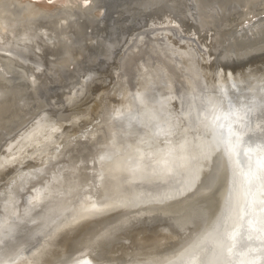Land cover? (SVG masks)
<instances>
[{
    "label": "bare ground",
    "instance_id": "bare-ground-1",
    "mask_svg": "<svg viewBox=\"0 0 264 264\" xmlns=\"http://www.w3.org/2000/svg\"><path fill=\"white\" fill-rule=\"evenodd\" d=\"M145 3V5H150L152 7L167 6V8H175L174 6H178V10L181 9L185 13V20H188L187 24L190 25V29L188 31L185 30L178 20L166 14L163 22L160 21L156 23L157 25L155 24L156 26L154 25L153 27L147 28L145 31H138L137 33L128 35V37H117L114 35L113 39H108L104 36L97 35V31L94 29L97 25L96 23L99 21L103 8L106 7V0H88L87 3H85L84 0H0V184L2 183L0 186V197L4 196L6 193L4 196L5 210L0 207V212H6L5 217L10 218L11 212H9V210L11 202L13 209L15 208V210H18V205L21 201L19 197L20 192H23L25 187L29 188L30 186L31 188L34 181L40 180H35L30 176L34 174H38L35 178H40V175L41 178H47V176H49V179L52 181L51 187L53 188L51 190L52 192H47V197H45L46 195L43 196L45 199L42 198L43 200H38V202H43L38 204L40 209L36 208L39 211L35 209L38 211L36 213V218L38 217L36 221L43 218L45 223L51 222V225L52 222L58 223L57 219L61 218L67 212L66 207H68V204L70 206L73 205L70 203L73 198L77 196L78 198L81 197V200L84 199L83 197L87 193V189L85 188L90 184V181L94 182L92 171L97 161L95 159L80 161L82 159V154H79L76 158H65V155L73 148L71 147L73 140L75 141V139L69 138L73 134H69L67 130L75 122L76 124L79 123L77 121L81 116L79 112H71L69 111L70 109L68 110L66 106L67 99L70 100V98L74 96L73 94L76 90H79L78 92L85 90L83 86L81 87L79 85L84 81L85 75L91 73V71H89L90 73L86 71L83 74L87 65L93 67L98 65L96 67L98 68L101 62L114 57V69L117 70L120 68V65H123L122 63H124V61L127 63L128 58L136 53L145 51L144 45L147 43L142 45L144 40H149V42H155L156 40L160 41L163 37L164 39L166 38V34H168L167 37H170L171 33L176 37L169 41L178 44L181 41L180 39H185L184 42L187 45L196 44L199 48L204 50V54L209 58L207 63L208 67L215 69L217 73H223L230 78H235V80L237 78L246 79V81L243 82L245 85L236 84V82L233 81L234 79H232V82L228 85L222 81L224 78L222 80L218 79L212 89V97L210 100L199 101L195 96H192L194 101L190 102L188 105H192L193 117L188 110L181 114V111L185 109L184 106H182L184 109L176 113V109H179V105H176V107H174V109L176 108L174 119L187 120L183 125L179 123L177 137H170L163 132L164 128L170 135V131L175 129L176 121L174 119L170 120L174 125H171L170 122L167 123V121L163 122L168 112H165V115L163 114L164 120L160 117L162 122L157 125V127L155 124H152L153 126L155 125L154 128H151L153 127L151 126L152 121L148 119V117L144 120L142 118V128L139 127L140 129H138L135 126V129L138 130L133 133L129 132V128V134L127 133V136L122 134L125 136L123 140L119 139L120 141L113 142L114 144L111 143L113 147H110L111 151L109 150L110 156L113 154H119L121 157L123 156V159L119 157L123 160L119 162L123 164L117 162L119 159L117 156L119 155H115V162H117V165L119 164L116 166L121 169L120 173L123 170L126 174L124 175H128L127 178L129 177V181L127 178L126 180L129 183L123 181L125 183L124 185L127 184L128 187L122 189L118 187L120 188V191L116 193L119 194L117 195L118 197L112 196L115 188L112 186V193H110L111 186L108 184L110 187H107L108 185L105 183L106 180L103 181L105 179L104 177L102 181L105 185L99 188L96 194V203H99V206L95 205L94 211H92L93 209L91 210L92 206L89 208L90 211L87 210L86 212L82 210V213L80 212V215L76 216L74 219L72 218L73 216H70L66 218L63 224L59 222L62 225L56 224L58 228H56L54 224L55 227L53 225H48L49 223L45 225L54 227L53 229L48 227L49 230L51 229L53 232L54 229H57L56 232H67L72 229L70 223L74 225V222L76 224L77 221L82 218L88 216L92 217L93 215L96 216L103 211L114 210L115 212L117 211L119 215L124 214L127 210L130 211V207H136L140 199L142 203L150 199H156L155 201L169 199L163 202L161 204L162 207L154 213H159L161 216L167 217L174 231L168 230V228H165V230L167 229L171 236L178 237V240L183 236V240L181 238L178 244H174L175 248L171 247L173 250L166 253H156L157 251L150 252L149 250L140 248L139 250L145 253L134 251L131 253L134 256L131 257L129 255L131 250L126 249V258L122 256L117 259L108 260L101 258L97 259L93 254L101 253L100 245L97 244L98 239L105 237L102 241L104 243L114 239V234L109 231L111 228L119 227L113 225V221L109 219L102 220L103 222L99 230L93 229L94 231L97 230L94 239L89 238L82 248H79L76 252H72V254L69 252L68 248L66 249L65 245L61 249L57 248L58 246L54 248L52 245L53 240L51 241L50 238L52 237L50 236V238L48 237L49 240L44 241L41 237L46 238L44 235L49 231L46 232V228L43 232L37 229L39 232L36 230L37 232L34 233L36 236L33 238L31 236L24 237L28 233L22 232V229H27L25 226L21 228V226L14 225L8 227L9 229L7 231L9 235L10 232L13 233V238L8 241L9 235H3L6 237H2L0 241V251L2 250L5 255H9L5 262L0 261V264H256V256L264 254V210H262L264 209V204L259 203V201L264 200V186L257 183V192L253 194L251 192V195H246L249 190L247 183L248 177L244 175L246 169L236 163L237 158L235 152L233 154L229 152L232 142L228 139V131L237 127L236 121L238 117L243 115L248 107L254 109L252 115L259 109V106L264 109V76L260 77L264 75V72L240 73L242 70L246 69L245 66V68L231 69L233 67L230 66L229 68V63L224 60L232 55L236 58L237 56L242 57L264 51V0H146ZM112 6L115 11L119 13L122 11V7L118 2L112 3ZM167 8L162 10V12L167 10ZM172 28H174L175 31H172ZM113 32V29H110V34ZM147 38H151V41ZM154 44L155 43H153V45ZM118 45L120 49L118 47L113 53L112 49ZM168 46L174 47L175 45L171 43V45L169 44ZM29 50L35 53L36 59H31L29 57ZM99 59L103 61L100 62ZM108 64H110V62ZM137 64L136 62V65ZM165 64H167V62ZM252 64H257V62L252 61ZM162 67L166 72L168 66L163 65ZM171 69L173 71V68ZM116 70L115 74L118 72V70ZM167 72L171 74L170 71ZM119 73L120 72H118L116 77L120 75ZM119 77H121V75ZM105 80H107V78ZM199 80L201 84L204 82L203 79ZM116 82L117 81H115V83ZM170 82L173 81L170 80ZM201 84L200 86H202ZM179 85H181V83ZM203 87H205V85ZM173 93L175 92L173 91ZM172 95L173 94H171V96ZM176 101L179 102L177 99ZM260 118L261 119L253 127L257 132L264 126V117ZM197 119H201L203 122L200 128L204 135L203 140L207 142V144L203 142L202 146L198 148L200 151H198L201 154L206 145H211L213 146L212 148L217 145V149L215 150L216 153L215 155H212V151L207 153L205 160L207 162L209 159V163L202 169L196 171V173L198 172L196 177L197 180L194 181L195 186L193 188H191L193 185L178 188L175 186L174 188V182L171 181L170 176L174 168H185L186 165H188V161L191 159V157L185 155L186 153L184 154V152H188L189 150L187 141L195 131L193 121H197ZM198 125L201 126V124ZM145 126L149 127V130L145 129L147 133L143 134L144 132L142 130ZM82 128L84 127L82 126ZM206 129H208V131ZM107 130L109 131V128H107ZM113 132H115V130ZM92 135L94 136V130H85V132L79 134V137L80 139L83 137V139L87 140L90 139ZM163 139L165 143H161ZM170 139L172 142L170 141L169 143L168 140ZM175 139L176 142L174 141ZM79 140L75 142L79 143ZM223 140L227 143L225 146L226 153L222 148L221 142ZM135 147L139 148V150L135 152V154L131 153L130 149L132 150ZM176 147L181 150L179 154L183 153L184 155L180 156L178 154L179 156L168 159L170 151ZM95 152L96 150H94V153L85 154L86 156L82 155V157L90 158L94 155L93 158H96ZM108 152L105 153L108 154ZM131 154H133L134 157L129 158ZM105 155L106 154H104V156ZM106 156L109 157V155ZM256 156L258 160H260L264 157V151L259 149L257 153L253 152L252 157ZM113 158H111V160ZM64 159L76 165L72 167L65 164L63 171H61V167L50 168L52 167L51 163L53 164L56 161H60V165H62L61 163ZM90 161L94 163L90 164ZM111 162L107 164L111 166ZM111 167H113V165ZM103 169L102 172L106 168ZM109 170L108 167L107 171ZM113 171L114 170L110 172L111 175ZM116 171L119 170L117 169ZM187 173L190 174V171ZM84 175L87 181L81 179L82 176L85 178ZM107 175L105 174V176ZM113 175L112 177H114ZM121 175H123V172L120 176ZM124 175L123 178H125ZM116 176L115 180L117 181L118 179ZM190 176L191 175H187V177H185L186 184H190ZM25 178H30V180L25 183L24 188H22L23 186H18L22 188V190H19L17 184L25 180ZM123 178H120V183ZM147 180L159 182L162 187L153 190H142L141 187L144 188V186H146V183L143 181ZM174 180H176L175 177ZM116 181H113L114 183L112 184H115ZM41 182L44 185H48V182L44 180ZM45 182L47 184H45ZM37 183L39 184L38 181ZM122 183L121 185H123ZM59 185L65 187L56 190L55 188ZM42 187L36 189L42 192ZM171 187H173V189H171ZM65 188H69V191ZM18 190L20 191L19 193ZM32 190L35 191L34 188ZM34 193L35 192H33V194ZM147 193L150 197L145 196ZM28 197L31 196L28 195ZM28 197L27 199H30ZM32 197L33 201L35 197ZM112 197H117V199H124V201H126L123 202L121 206H118L117 203L112 200ZM245 201L253 203L251 211L253 214H256L257 211V221L260 222L258 225L260 230L252 234L253 239H258L257 241L261 244L256 252L246 248L247 246L241 247L239 245L233 247L234 241L230 239V237L236 233L241 223L240 209ZM75 202L77 201H74V203ZM61 204L65 207L63 206L61 209L60 207L59 209L52 208L55 205L59 206ZM84 204L86 203L84 202ZM94 204L95 203H93V205ZM87 206L89 207V205ZM115 206L118 207L115 208ZM151 206H154V204L152 203L144 207L140 206L142 208L135 212H143L142 209H147ZM27 207L29 206L27 205ZM30 210L29 212H31ZM36 211H34L33 214ZM29 212H22V214L26 213L28 216L30 215ZM83 212L85 214H83ZM67 215L69 216L71 214ZM31 216H28L27 219H25V216L22 218L25 219V222H30L32 220L31 218H33ZM48 216L54 217L55 221H51V219L49 221V219L46 218ZM0 217L2 218L1 215ZM45 218L48 221L45 220ZM24 219L22 220L24 221ZM11 221L10 225L16 222L12 221L11 223ZM18 222L20 225L22 224L20 220ZM38 223H41V221ZM7 224L9 225V223ZM32 226L33 225H31V227ZM39 227L38 225V228ZM86 232L87 230L85 229L81 235L83 236L82 238H84ZM196 233H198L199 236L192 238ZM180 234L182 235L180 236ZM1 236L2 234H0V237ZM30 238H32V241ZM66 238L68 239L67 235ZM66 238L63 239V242L67 241ZM70 239L69 237L68 241L72 242L73 240ZM223 239L226 240L224 247L221 249L216 247L209 249L211 247L210 245L217 240H220L222 243ZM78 240L79 238L77 241ZM145 240L146 238L142 237L139 241ZM151 240H153L154 246L159 244V240ZM71 242L69 243L70 248L74 246V242ZM175 242H177V240ZM248 242H246V244ZM49 246L51 248L46 254L41 256L37 255L39 251L45 247L49 248ZM66 246H68V244ZM101 246H103V244H101ZM27 247H30V250H27ZM75 247L76 246L73 248ZM56 249L59 250L55 251ZM35 254L37 257H35ZM144 254L147 255V258H145L146 255ZM35 260H37V262H35Z\"/></svg>",
    "mask_w": 264,
    "mask_h": 264
},
{
    "label": "rangeland",
    "instance_id": "rangeland-1",
    "mask_svg": "<svg viewBox=\"0 0 264 264\" xmlns=\"http://www.w3.org/2000/svg\"><path fill=\"white\" fill-rule=\"evenodd\" d=\"M108 27L111 29L110 22L107 21V20H104V22L100 26V31H99L101 33V35L103 34L102 36H104L106 38H109V36H110L109 35L110 34V29ZM106 28H108V29H106ZM170 35H169L170 37H167L168 34H166V38L165 39L162 36L163 37L162 40L161 39H160V41L156 40L155 42L151 41V38H147V39H150L151 42H149V40L148 41L144 40V42H142V45H144L145 43H147L149 45V46L147 44L144 45L145 46V48H144L145 51H143L141 53L134 54L132 56L134 58L130 57V58H128L129 60L127 59V63L128 64L126 63V61H124V63H122L123 65H120V68L117 69L118 72H120L119 74L121 75L122 78L119 77L120 75L116 77V75H118V72L115 74V70H116V69H114L115 63H113V62H115L114 57L113 58L112 57L109 58V60H104L103 62L100 61L101 65L98 68H96L94 71H92L91 73L89 72L90 74H87L84 77L85 81L87 82L85 84V86H84L86 91L82 90V92L80 91V92L75 93L74 96L72 98H70L68 103L66 102V106H67L68 110L70 109L69 111H71V112H79V114L81 115L80 116L78 114L80 116V118L78 119L77 122H79V123L76 124V122H75L74 124H72L71 127L68 126L69 127V129L67 130L68 133L69 134H73L69 138L70 139L72 138V139H75V141L76 140L78 141L80 139L79 134H81L82 132H85V130H89V131L90 130H94V136L92 135L91 136L92 139L90 138V139H87V140L83 139V137H82V139L79 140L80 141L79 143H76L77 141L75 142L73 140V144L71 146L73 148L70 150V152H68L65 155L66 156L65 158H70V159L71 158H76L79 154H82L83 156H86L89 153H94V150H96V152H95L96 158H93L94 155H92L90 158L89 157H85L84 158L81 155L82 159L80 161L88 160V159L89 160L95 159L97 161V164H96L95 167H93V171H92L93 172L92 175L94 177V182L90 181V184L87 185V188H85V189H87V191H86L87 193L83 197L85 200L84 199L83 200H84V202L86 204H84L83 200H81V197L78 198L76 196V198H73V200L70 202L73 205L70 206L68 204V207H66L67 208L66 211L69 212V213H67L65 211L66 213L62 216L64 219L62 217L58 218L57 219L58 223L52 222V225L53 224L55 226H56V224L62 225L63 222L66 221V218H69L70 216H73L72 218L74 219L76 216L80 215V213L78 212L79 208H82L83 211L87 212V210H89V208H91V206H92L91 210L93 209L92 211H94V209H95L94 206L95 205L99 206V203H96V200H97L96 199L97 198L96 194L98 193L99 188H102L105 185V183L107 185L109 184L111 186V187L109 185L107 186V187H110V193H112V191H111L112 186L115 188V189L113 188L114 189L113 192L115 193V195H114V193H112V196L119 195V194H116V193H118L120 191V188H118V187H121V189L128 187L127 184L124 185L125 183H129L128 182L129 181L128 180L129 177L127 178L128 175L125 176L126 174L122 170L123 175L125 174L124 175L125 178H123V175H121L122 176L121 177L120 176V174L122 173V172L120 173L121 169H119V167H117L119 164H123V163H120V162L123 161L122 160L123 156L121 157V155H119V154H113L114 156L113 155L110 156V151H111V148L113 147V145L111 143L116 142L119 139L123 140V138L125 137L124 135L127 136L129 134V132H131V133L137 132L138 129L143 127L142 126L143 125L142 121L144 119H146L148 117V119H150L152 121L151 126H153L152 124H155L156 127H157V125H159L162 122L160 120V117H161L162 120H164L165 118L163 117V114L165 115V112L166 113L168 112L167 117H166V119L163 122L167 121V123L170 122L171 125H174V124L171 123L170 120L174 119V114H176V113H178V111L184 109V108H182V106H184L185 109L183 111H181V114L185 113L188 110V111H190L189 113H191V116L193 115V110L191 109L192 105H188V104H190V102L194 101V99H193L194 96L197 99H199V101H201V100L208 101V100L211 99V97H212V94H211L212 89H213L214 85L216 84V82L218 81V79L222 80L224 78L222 81L227 83L228 85H229L230 82H232L231 81L232 79H234L233 81L236 82V84L245 85V83H243V82H245L246 79H238L237 78L235 80V78H230V77L226 76L223 73H219V72L217 73L215 71V69L208 67L207 63L209 61V58L204 54V50L199 48L196 44L187 45L184 42L185 39H180L181 43L179 42L178 44H176L175 42L169 41L170 39H173L176 36L172 35L171 33H170ZM153 43H155L156 45L155 44L153 45ZM171 43H174L175 46L174 47L168 46L169 44L171 45ZM29 52H30L29 53V57L31 59H36L35 53H33L31 50H29ZM110 59H113V60H110ZM130 60H132V61H130ZM108 61L110 62V64H108L109 63ZM136 62L139 65L138 64L136 65ZM164 62L165 63L167 62V64H165ZM124 64H126V65H124ZM133 65H135V66H133ZM163 65L168 66L167 71H170V73L172 75L169 74V72H167V71L165 72V70L162 67ZM171 68H173L174 72L176 70L177 73L175 72L176 73L175 74L172 71ZM119 70H121V71H119ZM249 72H264V63L263 64L257 63V64H254V65L252 64L251 66H247L246 69L242 70L240 73H249ZM173 73H174V75H173ZM90 75H91V77H90ZM111 76H113V77H111ZM263 76L264 75H262L260 77H263ZM109 77H111L113 79H111ZM106 78H107V80H105ZM110 79H111V81H110ZM199 79H203L204 82L201 84ZM170 80H172L173 82H170ZM115 81H117V82L115 83ZM178 83L179 84L181 83V85H179ZM200 84L202 86H200ZM172 85H173L174 88L172 87ZM196 85L198 86V89H197ZM204 85H205V87H203ZM180 87H182V88H180ZM171 89H172V91H171ZM173 91L176 94L173 93ZM79 93H81V94H79ZM171 94H173V95L171 96ZM184 95H185V97H184ZM171 97H173V98H171ZM171 99H173V100H171ZM176 99L179 102H177ZM186 100L187 101L189 100L188 101L189 103ZM175 103H177V104H175ZM186 103H187V105H186ZM176 105H179V109L175 108L177 110V112L174 109V107H176ZM50 114H52V113H50ZM142 118H143V120H142ZM79 120H81V121H79ZM174 120L176 121L177 129L179 127V123L182 124V125L184 123H186L183 120H179V119H174ZM136 121H137V123H136ZM95 122H97V123H95ZM84 125H88V126H84ZM89 125H91V126H89ZM138 125H140V126H138ZM82 126L84 128H82ZM94 126H96V127H94ZM135 126L138 129H135L136 128ZM154 126L151 127V128H154ZM89 127H91L92 129L89 128ZM106 127L109 128V131L107 130ZM133 127H134L135 130L133 129ZM113 128H114L115 132H113L114 131ZM129 128H130V131H129ZM126 129H128V130H126ZM145 129L149 130V127L145 126L143 128V130H142L144 132L143 134L147 133V130H145ZM163 132H164L165 135L168 134L167 131L164 130V128H163ZM178 132H179V129L177 130V133ZM120 134L121 135L124 134V135L121 136ZM193 134L191 136H193ZM202 135H203V133H202ZM190 137H189V139H190ZM170 141L172 142L171 139L168 140L169 143H170ZM174 141L176 142V139ZM203 142H204V144H207V142L205 140L200 138V143L201 144L195 145V147H194V149H195L194 152L195 153L200 154V152H199L200 149H198V148H200L202 146ZM140 143H141V141H140ZM82 146H83V148H82ZM187 146H188V144H187ZM188 149H190L189 146H188ZM107 150L108 151L110 150V151L108 152ZM138 150H139V148H136V147L133 148L132 150L130 149L131 153H134V154ZM103 152H104V154L109 155L110 158L108 156H106V155L104 156ZM105 152H108V154L105 153ZM192 152H193V150H192ZM115 155H119L117 157L118 158L119 157L122 158V159L119 158L120 160L119 159L117 160V162L119 163L118 165H117V162H115L116 161L115 160V158H116ZM132 157H134L133 154H131V157H129V158H132ZM111 158H113L114 160L113 159L111 160ZM171 159H173V158H171ZM110 162L112 163L111 166L113 165V167H111L110 164H107V163H110ZM93 163L94 162L90 161V164H93ZM61 164L62 165H60V161H58V162L56 161L53 164L51 163L52 167H50V168L53 169V168H56V167H61L62 168L61 171H63L64 170L63 168L65 167L64 166L65 164L69 165V166H72V167L76 165V164L74 165V164L69 163V161L67 159L66 160L64 159ZM108 167H109V169L111 171L114 170L113 172L116 173V174H114L112 172V175L114 174L113 175L114 177H112V175L110 173L111 172L110 170L107 171ZM115 167H117V168H115ZM103 168L104 169L106 168L105 169L106 173H105V170ZM102 169L104 170L103 172H102ZM117 169L119 171H116ZM107 172H109L110 174L107 173ZM102 173H105L106 175L109 174V175H107L109 178L107 176H105V174H102ZM118 173H119V175H118ZM29 174H31V173H29ZM41 174H43V173H41ZM101 174L104 175V176H102ZM37 175L38 174L30 175L35 180L40 179V180H37L39 182V184L41 183L40 186L37 183V181H34L32 183V185H31V188L32 189L34 188L35 191H33L30 188V186H29V188H26V187L24 188L25 183L27 181H29L31 177L29 179L25 178V180H22L21 182H18L17 188L19 190H22V188H24L23 192L21 191L22 193L18 190V193L20 192V196L19 197L21 198V201H20V203L18 205V207H19L18 210H15V208L13 209L12 202H11L10 210H9V212H11L10 218L5 217V213L6 212L5 213L0 212L1 213L0 215L2 216V218L0 217V234H2V236L0 237V241L2 240V237H6V236H3V235H9V233H7L8 229H9L8 227H11V226H14V225L21 226V228H22V226L23 227L25 226L27 229H24V230L22 229V232H28V233L24 237H30L31 236L33 238L36 236L34 234L35 232H37V231L39 232V230H41L40 232H43L45 228H46V232H47L49 230V228H51V226H52L50 224L51 222L50 223L48 222L49 224L45 223L43 218H41V219L39 218L40 220L36 221L38 219V217L36 218V213L39 211L38 209H40L38 204L43 202V201H41V202L39 201L38 202V200L45 199V197L48 196L47 192H49V191H51L53 189L51 187L52 181L49 179L50 178L49 176H47V178H41V175H40V178H35V177H37ZM97 175H99V176H97ZM100 175H101V177H100ZM115 176L118 179L117 181L115 180ZM79 177H80V175H79ZM88 177H89V175H88ZM104 177H105V179H104ZM113 178H114V180H113ZM120 178L121 179L123 178L122 182L123 181L125 182V183L121 182L123 185H121V183H120V181H121ZM126 178H127L128 181L126 180ZM81 179L87 181L86 176H85V178H83V176H82ZM102 179H104L103 181L106 180L105 183H103ZM42 180L48 182V185H44L41 182ZM98 180H99V182H98ZM107 180H108V182L110 180V182L108 183ZM53 181L56 182L55 180H53ZM113 181H116L119 184H117L116 182H115V184H112V183H114ZM46 182H45V184H47ZM143 182L146 183V186H144V187H148L151 190L158 189V188L162 187L161 183L153 181V180L152 181L151 180H147V181H143ZM147 182H148V186H147ZM3 183H5V182H3ZM35 183H37V184H35ZM1 185H2V183L0 184V186ZM33 185H34V187H33ZM114 185L117 186V187H115ZM18 186L19 187L23 186V187L19 188ZM39 187H42V192H39V189H36V188H39ZM64 187L59 185L55 189L56 190L58 188L63 189ZM173 187L175 188V184L173 185ZM173 187H171V189H173ZM65 189L67 191H69V188H65ZM33 192H35L34 193L35 195L33 194ZM5 194H4V196H5ZM28 195H30L31 197L34 196L35 197L34 200L32 201L33 197L32 198L28 197ZM142 195H144V194H142ZM4 196L0 197V202H1L0 207L5 210V207H4V204H5L4 203L5 202ZM37 196L38 197L40 196V197L38 198ZM43 196H45V197L43 198ZM85 196H86V198H85ZM145 196H149L148 193ZM27 197L30 198V199H27ZM117 197H112L113 199L112 198L111 199L115 202ZM89 198H90V200H89ZM141 198H144V197H141ZM111 199H109V200H111ZM134 199H136V198H134ZM27 200H28V202H27ZM74 201H77V202L74 203ZM81 202H83V203H81ZM93 203H95V204L93 205ZM27 205L29 207H27ZM87 205H89V207ZM63 206H64L63 204H61L59 206L55 205L52 208L59 209V207H60V209H61ZM36 208H38V209H36ZM85 208H86V210H85ZM23 209H27L28 211L27 210H23ZM35 209L38 210V211H36ZM29 210L31 212L33 210L36 211V212L33 214V212H34L33 211L32 214H31V212H29ZM14 212H15V214H14ZM22 212H26V213L29 212L30 215H28V216L35 215V216H31V217H33L35 219L30 217L32 220L30 222L29 221L25 222V219H27L28 216H27L26 213L22 214ZM70 212H72V213H70ZM81 213H82V211H81ZM67 214H71V215L68 216ZM83 214H85V213L83 212ZM24 216H25V219L22 218ZM14 217H16V218H14ZM46 218L49 219V221H50V219H51V221L52 220L55 221V218L52 217V216H50V217L48 216ZM46 218H45V220H47ZM18 219L20 220V223H22L21 225L19 224V222H18L19 220ZM22 219H24V221ZM59 219H60V221H59ZM11 220L12 221H16L15 223H17V224H15L13 222L14 224L10 225V221ZM12 221H11V223H12ZM39 221H41V223H38ZM35 222H36V224H35ZM59 222L62 223V224H60ZM102 222L103 221H101V223ZM3 223H5V224H3ZM7 223H9L10 226ZM45 224H48V225H51V226L49 227V226H46ZM70 224L73 225L72 223H70ZM74 224H75V222H74ZM31 225H33V226L31 227ZM38 225L40 226L39 228H38ZM44 226H46V227H44ZM34 227H37V228H34ZM5 228H7V229H5ZM15 228H17V227H15ZM56 228H58V227L56 226ZM37 229H39V230H37ZM50 232L51 231H49L48 233H46L44 235L46 238H44V237H41V238L44 241L49 240V238H50L49 237V233ZM52 232L50 234H52ZM32 233H33V235H32ZM12 235H13V233L10 232V235H9L10 237L8 236L9 239L7 238L8 241L13 238ZM80 237L82 238L83 236L80 235ZM80 237H78L79 238V240H78L79 242L77 241V239H78L77 236H76L75 241H74V239H72L73 240L72 242L68 241L69 240V237H68V239L66 238L68 242L65 240L66 242H62L61 245H59L57 248L61 249L65 245L66 249L67 248L69 249V247H70L69 243L70 242L71 243H73V242L75 243L76 242L77 244L80 245V243H82V242L86 243L89 240V238L88 239L86 238L84 240V239H81ZM60 238H61V234L55 233L52 236L51 239L53 240V242H57ZM84 238H85V235H84ZM137 238H139V237H137ZM31 239L32 238H30V240ZM139 240H140V238H139ZM66 243L68 244V246H66L67 245ZM7 244H9V243H7ZM73 247L71 248L72 250L75 249ZM59 249H56L55 251H57ZM144 255H146V254H144ZM145 258H147V255L145 256ZM35 262H37V260H35Z\"/></svg>",
    "mask_w": 264,
    "mask_h": 264
},
{
    "label": "water",
    "instance_id": "water-1",
    "mask_svg": "<svg viewBox=\"0 0 264 264\" xmlns=\"http://www.w3.org/2000/svg\"><path fill=\"white\" fill-rule=\"evenodd\" d=\"M146 0H106V7L103 8V11L100 15L99 21L96 23V27L94 29H96L97 31V35H101L100 34V26L103 23L104 20H107L110 22V27L111 29H113V33L109 34V38L108 39H113L114 35L117 37H128V35L133 34V33H137L138 31H145L147 28L153 27L156 23H159L160 21H164L165 20V16L166 14L169 15L171 18H174L176 20H178L183 27L185 28V30H189L190 29V25L187 24L188 20H185V13L180 9L178 6H174L175 8H171L167 6H160V7H152L150 5H145ZM118 2V4L122 7V11L119 13L115 10H113V6L112 3ZM165 11L162 12V10L166 9ZM185 20V22H184ZM114 23V24H112ZM117 24V25H116ZM157 25V24H156ZM155 25V26H156ZM172 31H175L174 28H172ZM146 34V33H145ZM148 34V33H147ZM102 36V35H101ZM118 46H115L112 50L113 53L118 49ZM120 49V47H119ZM252 53L251 55H246V56H237L235 58L234 55H232L231 57H229L228 59H224L226 60V62L229 63V68L230 66H232L233 68L231 69H240L242 67H247L249 65L252 64V61H255L257 63H264V51L260 52L258 54ZM99 61H103L101 59H99ZM251 63V64H250ZM261 63V64H263ZM249 64V65H248ZM219 65V64H217ZM247 65V66H246ZM98 66V65H97ZM97 66H90L87 65L85 68V70L83 71V74L86 71H94L96 69ZM244 67V68H245ZM84 81L81 83V85L79 86H85V84L87 83L85 81V79H83ZM77 86V87H79ZM79 91V90H78ZM77 90L75 91V93L78 92ZM74 93V94H75ZM73 94V95H74ZM72 95V96H73ZM69 99H67L66 102H68ZM259 109H257V111L252 115L251 118V123H252V127H254L256 125V123L261 119L260 117H264V115H262V111H264V109H262L260 106L258 107ZM48 110V109H47ZM40 112V111H39ZM38 112V113H39ZM37 113V114H38ZM185 120V119H184ZM183 120V121H184ZM187 120H185L184 122H186ZM182 123V122H181ZM202 120L197 119V121H193V125L195 128L194 134L193 136L190 137V139L187 141L188 146L190 147L189 151H185L184 154L185 155H189L191 157L190 161H188V165H186L185 168L182 167V169L179 168H174L172 171V175L170 176L171 181L174 182L176 188L178 187H184V186H192L191 188H193L195 186V180H197V170L202 169L203 167H205L209 162H206L205 158L207 156V153L209 151H212V155L216 153V149H217V145L212 148L213 146L211 145H206L202 151L201 154L192 152V150L194 151L195 149H193L195 147V145L200 143V138L203 139L202 137L204 135H202V129L200 127H202ZM198 124H201L198 125ZM264 127V126H263ZM208 131V129H206ZM170 135L167 134L170 137H177V130H176V125H175V130L170 131ZM161 143H165L164 139ZM222 148L224 149L225 153H226V142L223 140L222 142ZM224 144V145H223ZM161 145V144H160ZM192 146V147H191ZM219 146V145H218ZM221 147V146H219ZM232 148V145L230 146ZM254 148V152L257 153V151L259 150L258 148H256V146H253ZM181 150L178 149V147L174 148L172 151H170L169 153V159L171 158H175L177 156H182L184 155L179 154ZM228 152V151H227ZM235 152V150L233 149L232 154ZM179 154V155H178ZM209 156V155H208ZM253 162L258 161L257 156L256 157H252ZM144 169V168H143ZM190 171V174L187 173ZM187 175H191L190 176V184H186L185 183V177H187ZM174 177L176 180H174ZM174 180V181H173ZM165 183V182H163ZM142 190H148V187H141ZM258 189V185H256L255 188L252 189V194L256 193ZM151 190V189H149ZM156 199H150L147 202H141V199L138 201V204L136 207H130V211H126V213L119 215V213H117V211L115 212L114 210L111 211H103L100 212L98 215L96 216H88L85 218L80 219L79 221H77L76 224L72 225V229H70L67 232H56L57 229H54V232L52 234H49L50 237H52L55 233H59L61 234V238L57 241V242H53L52 239V245L54 246V248H56L57 246H59L61 244V242H63L64 238H66V235L68 237L72 239H76V236L79 237L80 235H82L83 231H85V229L87 230L85 236L86 238H90V239H94L95 237V232L93 229H98L101 225V221L104 219H109L111 221H113L112 223H114L113 225L118 226L119 228H111L109 232H111L114 237V239L112 241L109 242H102L104 238H100L98 239V245H100V249H101V253H94V257L97 259H117L120 257H124L126 258V249L131 250L129 255L132 257L134 256L133 253L134 251H138L139 253H143L144 251L139 250L140 248L144 249V250H149L150 252H155L156 253H166L169 252L171 250H173L174 244H178L179 240L177 238L178 237H173L170 235V232L167 231V229L165 230V228H168V230H173L174 228L171 226V224H169V220L167 217L165 216H161L159 213H154L157 212L159 210L160 207H162V203L169 200H164V201H155ZM126 201V200H125ZM124 199L120 200L117 199L115 201V203H117L118 206H121L123 204V202H125ZM154 204V206H151L147 209H142L143 212H135L137 210H139L140 206H147L149 204ZM118 206H115V208H117ZM129 208V207H128ZM82 211V208H79V213ZM257 214V211H256ZM254 214V219L257 220L258 216ZM167 226V227H165ZM54 227H51V229ZM101 228V227H100ZM49 231H52V230ZM119 229V230H117ZM48 231V232H49ZM222 231V228H221ZM240 231V228L238 227L237 231ZM67 233V234H66ZM254 233V232H253ZM252 233V234H253ZM189 234V233H188ZM182 234H180L181 236ZM64 236V237H63ZM187 236V235H185ZM199 234L196 233L195 235L192 236L193 237H198ZM59 237V236H58ZM146 238L145 241H139V238ZM163 237V238H161ZM86 238H81V239H86ZM184 238V237H183ZM182 238V240H183ZM151 239H155V240H159V244H157L156 246L153 245V240ZM177 240V242H175ZM256 240H251V241H246L248 242L246 244V242L242 245L238 244L237 246H247L246 248L252 249L253 251H257V249H259V246L261 245L260 242ZM218 241V240H217ZM213 243L212 245H210L211 247L209 249H212L214 247L216 248H222L224 247V243H225V239L221 241L219 240L218 242ZM181 242V241H180ZM85 242H82L80 245L77 244L76 242L73 243L74 246H76L74 250H72L69 247V252L72 254V252L76 251L78 248H82V245H84ZM101 244H103V246H101ZM169 246V247H168ZM43 247V246H42ZM178 247V246H177ZM51 247H45L44 249H42L41 251H39V253L37 255L41 256L43 254H46V252H48V250ZM175 248V247H174ZM27 250H30V247L26 248ZM145 253V252H144ZM36 255V254H35ZM37 255L35 257H37ZM257 255V254H256ZM9 256V255H8ZM7 255H5L2 250L0 251V261H4L7 259L8 257ZM257 262L256 264H263L264 263V254L261 255H257ZM16 259V258H15Z\"/></svg>",
    "mask_w": 264,
    "mask_h": 264
},
{
    "label": "snow or ice",
    "instance_id": "snow-or-ice-1",
    "mask_svg": "<svg viewBox=\"0 0 264 264\" xmlns=\"http://www.w3.org/2000/svg\"><path fill=\"white\" fill-rule=\"evenodd\" d=\"M84 2L87 3L88 0H84ZM253 111L252 107H248L247 111L238 117L237 127L228 131V139L232 142V148L229 149V152L234 149L237 158L236 163L246 169L244 175L248 177L249 189L246 195H251L252 189L256 187L257 183L264 186V157L256 162L252 160L254 145L264 151V127H261L259 132L252 127ZM262 115H264V111H262ZM259 203L264 204V200L259 201ZM252 206L253 203L250 201H245L241 206L240 231L230 237L234 241L233 247L253 240L252 233L260 230L258 226L260 222L254 219V214L251 211Z\"/></svg>",
    "mask_w": 264,
    "mask_h": 264
}]
</instances>
